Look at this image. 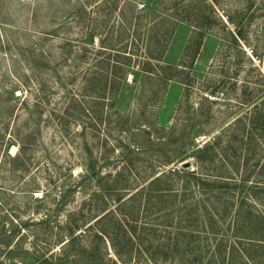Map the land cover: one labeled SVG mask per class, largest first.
<instances>
[{
    "label": "rangeland",
    "instance_id": "1",
    "mask_svg": "<svg viewBox=\"0 0 264 264\" xmlns=\"http://www.w3.org/2000/svg\"><path fill=\"white\" fill-rule=\"evenodd\" d=\"M261 239L264 0H0V264H264Z\"/></svg>",
    "mask_w": 264,
    "mask_h": 264
},
{
    "label": "trees",
    "instance_id": "2",
    "mask_svg": "<svg viewBox=\"0 0 264 264\" xmlns=\"http://www.w3.org/2000/svg\"><path fill=\"white\" fill-rule=\"evenodd\" d=\"M160 17V16H159ZM166 19V17H165ZM170 19V18H169ZM169 19L167 20V22L169 23V28L164 25V22L163 21H156V23H154L152 26H150L149 28V31L153 34L156 33V30L159 26H164L165 30H167L166 32H170V33H174L175 32V28L176 26L178 25L179 22L183 21V20H180L178 19L177 17H174L172 19V21H169ZM159 20V18H158ZM158 22V23H157ZM156 51H158L157 49H155ZM121 54H119L117 56V61L115 62V65H119V66H115L116 68H119L120 70H123L124 71V75H126L127 71H128V68L131 66V63L133 62V59L132 57H130L129 55H123V56H120ZM163 56L164 55H161V54H157V53H154V52H149L148 54H146L145 56V59L143 61V72L149 76H151L152 74H155L158 70L160 69H163V67L161 66L160 62L161 60L163 59ZM144 58V57H143ZM119 59H123V61H120ZM161 66V67H160ZM168 66H171L172 68L174 67L173 65H168ZM109 68V66L107 67V69ZM177 68V67H176ZM124 75H123V79H124ZM173 76H176V75H172ZM166 78V77H165ZM170 79V78H168ZM173 79V78H171ZM125 80V79H124ZM93 81V80H91ZM201 150H199L200 152ZM188 164L184 165V168L183 169H179V170H174V171H170L169 176L170 175H175V174H182L184 175L185 177H198L197 176V173L194 171L192 172H189L188 171ZM161 180L160 176L159 177H156L154 182L157 183ZM220 180V179H219ZM224 181V182H222ZM222 181H216V183L219 184V186L217 187L218 190L222 191H227L229 189V186L230 185L229 183H226L227 181L226 180H222ZM198 184V183H197ZM242 185V183H241ZM243 186V190L246 189V186L245 185H242ZM228 188V189H227ZM102 218H100L101 220ZM105 218H103L104 220ZM99 220V221H100ZM132 231L134 232V234L136 233L135 229L133 228V226H130V229L126 230L125 232L127 233V231L129 232ZM72 235V233H71ZM261 240H264V239H261ZM112 244H113V248L114 250L117 252L118 256L121 258L122 256V251H120V248L118 246L119 243H117V241H115L113 238H112ZM139 254H141V251H139ZM122 259V258H121ZM131 261L132 260H125L126 264H131ZM119 264H124L123 262L120 261ZM132 264H142L139 260H136L134 261Z\"/></svg>",
    "mask_w": 264,
    "mask_h": 264
}]
</instances>
